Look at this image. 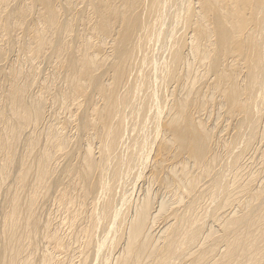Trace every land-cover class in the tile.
<instances>
[{"label": "bare ground", "instance_id": "bare-ground-1", "mask_svg": "<svg viewBox=\"0 0 264 264\" xmlns=\"http://www.w3.org/2000/svg\"><path fill=\"white\" fill-rule=\"evenodd\" d=\"M0 264H264V0H0Z\"/></svg>", "mask_w": 264, "mask_h": 264}, {"label": "rangeland", "instance_id": "rangeland-1", "mask_svg": "<svg viewBox=\"0 0 264 264\" xmlns=\"http://www.w3.org/2000/svg\"><path fill=\"white\" fill-rule=\"evenodd\" d=\"M130 187H131V186L128 185L126 189H129ZM126 189H125V190H126ZM126 191L129 193V190H126ZM99 234H100V231L97 232V236H98V237H99ZM109 248H110V249H108V250L106 249L108 254H110L111 252H113V249H114L112 246L109 247ZM110 251H111V252H110Z\"/></svg>", "mask_w": 264, "mask_h": 264}]
</instances>
